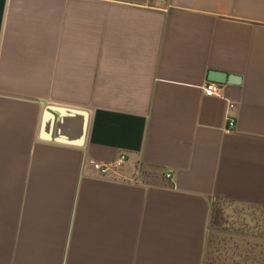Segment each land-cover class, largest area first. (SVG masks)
I'll list each match as a JSON object with an SVG mask.
<instances>
[{
  "label": "crops",
  "instance_id": "crops-1",
  "mask_svg": "<svg viewBox=\"0 0 264 264\" xmlns=\"http://www.w3.org/2000/svg\"><path fill=\"white\" fill-rule=\"evenodd\" d=\"M219 200L264 207V0H0V264H203Z\"/></svg>",
  "mask_w": 264,
  "mask_h": 264
},
{
  "label": "rangeland",
  "instance_id": "rangeland-1",
  "mask_svg": "<svg viewBox=\"0 0 264 264\" xmlns=\"http://www.w3.org/2000/svg\"><path fill=\"white\" fill-rule=\"evenodd\" d=\"M203 264H264V207L216 201Z\"/></svg>",
  "mask_w": 264,
  "mask_h": 264
},
{
  "label": "water",
  "instance_id": "water-1",
  "mask_svg": "<svg viewBox=\"0 0 264 264\" xmlns=\"http://www.w3.org/2000/svg\"><path fill=\"white\" fill-rule=\"evenodd\" d=\"M211 76L218 82L236 80L225 73L213 72ZM43 128L53 126L54 132L57 128L68 129L70 133L75 131V139L69 138V144L82 146L87 134L89 123V112L84 108L47 104L43 109Z\"/></svg>",
  "mask_w": 264,
  "mask_h": 264
},
{
  "label": "built area",
  "instance_id": "built-area-1",
  "mask_svg": "<svg viewBox=\"0 0 264 264\" xmlns=\"http://www.w3.org/2000/svg\"><path fill=\"white\" fill-rule=\"evenodd\" d=\"M202 90L206 95L220 96V87L214 82L204 84L202 86ZM232 106V103H228V108H231ZM226 120L227 126L225 130L229 132L232 128H234V121L229 118H226ZM125 160L126 155L124 153H120L117 157L109 161L88 160L86 165L89 166V173L92 174V176L106 177L111 173H115V171L121 167ZM167 177L169 178L170 175H167Z\"/></svg>",
  "mask_w": 264,
  "mask_h": 264
}]
</instances>
